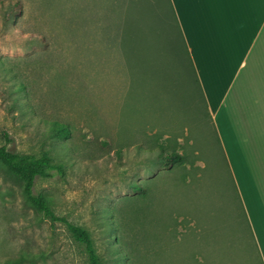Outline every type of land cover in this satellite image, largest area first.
<instances>
[{"label":"rangeland","instance_id":"obj_1","mask_svg":"<svg viewBox=\"0 0 264 264\" xmlns=\"http://www.w3.org/2000/svg\"><path fill=\"white\" fill-rule=\"evenodd\" d=\"M8 1L0 0V146L63 164L33 194L89 234L100 264L264 263L167 0H16L23 10L13 15ZM51 121L70 137L53 138ZM175 141L181 169L135 146ZM16 258L88 264L65 225L36 212L0 171V264Z\"/></svg>","mask_w":264,"mask_h":264},{"label":"crops","instance_id":"obj_2","mask_svg":"<svg viewBox=\"0 0 264 264\" xmlns=\"http://www.w3.org/2000/svg\"><path fill=\"white\" fill-rule=\"evenodd\" d=\"M168 2L264 258V0Z\"/></svg>","mask_w":264,"mask_h":264},{"label":"trees","instance_id":"obj_3","mask_svg":"<svg viewBox=\"0 0 264 264\" xmlns=\"http://www.w3.org/2000/svg\"><path fill=\"white\" fill-rule=\"evenodd\" d=\"M21 5L22 4H19L18 1L16 0H9L8 7L10 9V14L13 15L15 12L21 9L22 8ZM168 5L172 12L173 20L176 24L177 32L181 39L182 47L192 67L174 11L171 9L169 2ZM20 11L21 10H19V12ZM81 12H82V7L79 5L74 7L72 11V25L75 30L81 29L83 27ZM30 37L33 38L32 40H36L37 42H40L41 45L45 46L48 43L47 41H43L44 40L43 37L38 34L31 35ZM45 128L50 130L51 136L53 138L70 137L69 128L63 124H59L57 122L51 121L48 126H45ZM6 139L8 138L6 137ZM177 144H178L177 141L173 143L157 144L155 150H146L139 143L135 144V146L136 147L141 146L144 153L158 152V156H160L161 161L169 162L167 168L169 170H172L174 167L181 169L182 167H177V166L183 164L185 159L184 155H178L176 153L175 148ZM61 149L68 156L73 153L70 146L63 145L61 146ZM175 162L177 166L174 165ZM0 171L19 187L25 202H27L36 212L43 214L44 217L50 219L52 222H60L65 225L67 231L72 236L74 241L84 246L87 254L88 264H100L99 257L96 254L93 242L89 234L79 226L70 223L67 219L56 216L51 209L50 206L51 201L49 199L41 195L36 196L33 194V188L37 179H51L55 174L61 175L63 173L62 163H58V164L53 163L52 158L49 156V154L46 153L42 154L40 157H35L33 155H20L8 151L5 146H0ZM139 189L140 188L138 187L135 188L136 191ZM137 196H138L137 198L140 201L146 202L147 199L149 198V189L145 187L144 190L140 193V195ZM105 217L112 218V215L111 213L110 215L107 213L102 217V219H105ZM109 229H111V226L109 227ZM23 261H24L23 258L10 259L7 261V264H22ZM261 264H263L262 261Z\"/></svg>","mask_w":264,"mask_h":264}]
</instances>
